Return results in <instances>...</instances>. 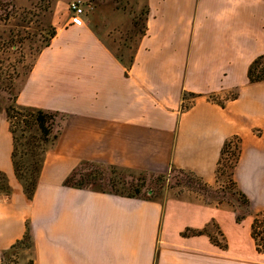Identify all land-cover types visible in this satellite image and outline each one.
I'll use <instances>...</instances> for the list:
<instances>
[{
	"label": "crops",
	"instance_id": "obj_1",
	"mask_svg": "<svg viewBox=\"0 0 264 264\" xmlns=\"http://www.w3.org/2000/svg\"><path fill=\"white\" fill-rule=\"evenodd\" d=\"M72 1L56 0V33L17 80V106L65 116L31 197L15 172L6 107L0 111V183L8 185L0 186V261L264 264L252 216L238 222L220 204L66 183L93 162L155 174L175 167L215 184L222 148L238 136L234 181L251 212L264 211V80L249 78L264 55V0H132L147 10L132 47L120 43L134 27L130 11L75 17ZM213 223L226 246L208 231L184 234Z\"/></svg>",
	"mask_w": 264,
	"mask_h": 264
},
{
	"label": "rangeland",
	"instance_id": "obj_2",
	"mask_svg": "<svg viewBox=\"0 0 264 264\" xmlns=\"http://www.w3.org/2000/svg\"><path fill=\"white\" fill-rule=\"evenodd\" d=\"M56 0H0V106L7 107L17 92V80L26 74L37 56L51 38L55 29L52 24V13ZM86 15H98L103 8L130 11L134 27L123 34L122 44L132 47L137 35L145 25V7L137 11L132 0H82ZM123 21V22H128ZM121 30V28H119ZM124 47L116 45V52L123 53ZM61 117L57 118L60 123ZM17 130V159L21 164L28 162L29 156H21L28 152L24 143L31 135H38L33 129ZM58 125L55 126V131ZM41 154V150L38 149ZM238 156V140L234 139L228 147L222 160L215 184H209L196 174L171 168L167 173L155 174L149 172L122 169L103 164L88 162L82 164L74 174L73 182H84L88 186L104 191H114L123 194H134L141 190V196L165 201L169 198H186L206 203L220 204L236 211L237 216H252L250 208L235 185L233 170ZM22 157V158H21ZM25 159V160H24ZM23 174L24 166L22 167ZM21 169V170H22ZM27 176V175H26ZM26 187L24 176L19 177ZM0 186L6 189L8 185L2 180ZM213 240L225 242L222 231L216 223L207 229ZM27 243V240H25Z\"/></svg>",
	"mask_w": 264,
	"mask_h": 264
},
{
	"label": "trees",
	"instance_id": "obj_3",
	"mask_svg": "<svg viewBox=\"0 0 264 264\" xmlns=\"http://www.w3.org/2000/svg\"><path fill=\"white\" fill-rule=\"evenodd\" d=\"M144 14H147V10L144 11ZM56 30L54 29L51 33V38L49 42L46 43L45 47L50 44V41L52 37L55 35ZM42 50V49H41ZM249 78L251 82H256V81H261L264 80V55L259 56L254 60V62L250 65L249 68ZM16 96L17 94L14 95L12 99V103L9 104L5 109L8 115V118L11 122L12 125V131H13V161H14V167H15V172L17 177H23L25 180V191L28 194L29 197L32 196V194L35 191L36 185L38 183V177L40 173V169L42 166L43 162V157L44 153L47 150V147L53 143L59 136L60 131H61V126L62 122L65 119V116L61 114L58 111H49L45 110L42 108H31V107H19L16 105ZM2 110V107L0 106V111ZM61 117L60 123L57 122V118ZM22 125L25 126L24 129H33L36 131V134L31 135V139L26 141L24 145L28 146V152H25L21 156H29L28 162H24V164H21L18 159H17V142H18V137H17V130L19 127H22ZM58 125V129L55 131V126ZM236 139L238 140V156H237V161L239 160L240 157V138L238 136H234L230 139H228L223 148H222V153L221 157L219 160V165L217 169V173H219V167L224 159V155L228 149V147L231 145V142ZM38 149L41 150V154L38 153ZM22 158V157H21ZM25 160V159H24ZM24 166V172L23 174V169L22 167ZM22 169V170H21ZM77 170V169H76ZM76 170L72 175H70L66 183L68 185L76 186V187H89L86 183L80 182V183H74L73 178L74 174L76 173ZM27 175V176H26ZM236 185V182H234ZM119 193V192H116ZM239 193L241 196L244 198L245 203L247 206L250 208V201L247 198V196L239 190ZM123 194V193H119ZM130 197H142L141 196V190L137 189L136 193L134 194H125ZM244 216H237V221L240 222ZM207 229H202V230H196V229H187L184 234H202L205 233ZM251 234L252 237L255 241L256 248L258 252H264V211L257 212L254 215L252 226H251ZM30 236L29 234L26 235L25 240L29 239ZM213 240V237H211ZM215 243L221 245L222 247L226 246L227 243L221 244L218 241L213 240Z\"/></svg>",
	"mask_w": 264,
	"mask_h": 264
},
{
	"label": "built area",
	"instance_id": "obj_4",
	"mask_svg": "<svg viewBox=\"0 0 264 264\" xmlns=\"http://www.w3.org/2000/svg\"><path fill=\"white\" fill-rule=\"evenodd\" d=\"M70 8L74 12L75 17H80L85 14V10L82 5V0H73L70 3ZM0 264H7V263L0 261Z\"/></svg>",
	"mask_w": 264,
	"mask_h": 264
}]
</instances>
